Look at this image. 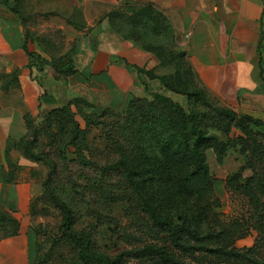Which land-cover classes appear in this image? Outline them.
Instances as JSON below:
<instances>
[{
    "label": "rangeland",
    "instance_id": "1",
    "mask_svg": "<svg viewBox=\"0 0 264 264\" xmlns=\"http://www.w3.org/2000/svg\"><path fill=\"white\" fill-rule=\"evenodd\" d=\"M119 1L120 6L114 9L118 11L114 19L116 29L120 30L123 37L124 35L141 37L140 42L125 39L141 49L142 44L161 45L165 60L169 59L171 53L177 55L183 50L181 36L176 34L174 26L177 20L174 11H171L173 21L170 20L172 31L169 34H154L148 24H130L126 19L127 14L138 11L148 2ZM17 2L21 12L29 16L28 21L36 33L53 35L60 29L62 37L69 45L72 39L82 35L80 32L92 28L83 24L58 27L53 23L52 16L59 14L56 12L62 14L70 12L65 11L72 3L69 0ZM160 12L164 14L163 11ZM71 17L74 21L81 22L82 12L74 11ZM147 52L150 58L141 68L156 74L158 66L151 63V58L156 55ZM169 66L163 71L173 69L175 72V69ZM137 73L139 76H136V82L127 91L111 89L103 82L71 87L69 80H66L60 90L50 95L56 99L57 107L66 106L74 98H83L91 105L87 106L83 102L72 104L69 111L58 117L46 118L48 111L40 119H35L37 127L42 129L36 152L43 158L30 157L20 144L11 147L12 166L5 169V172H8L7 177L15 176V180L25 178L32 181L28 234L33 238L37 264H81L76 258L74 242L65 233L64 223L68 210L75 221L76 234L91 233L98 247L111 256L124 254L123 264H171L163 262L156 254L146 252L145 249L151 245L175 257L179 262L176 264H230L219 251L224 248L246 251L254 246H257L256 257L264 259V243L255 227L256 219L259 218V212H262L263 207L252 203L243 186L246 179L253 174L247 165L251 157V148L238 139L244 136L238 125L234 124L232 130L225 133L211 125V117L208 114L204 121L206 128L218 134L224 142L235 141L228 148L222 163L217 161L212 149L207 151L210 168L208 195L179 194L174 179L170 177L166 180L165 177L158 175L154 181L148 180L153 186L147 188L158 196V209L163 215L170 217L176 225L185 222L197 232L199 238H187L186 242L192 247L189 250H182L173 245L165 232L152 230L140 203L134 200L135 196L131 194L128 183L114 169L119 156L114 138L116 118L109 113L100 118L103 123H98L97 117L107 107L123 110L131 99L136 97L152 99L156 93L170 96L181 104L187 113L198 110L206 112V109L195 103L190 96L193 88L187 85V80L185 84L183 83L185 72L182 71L178 76L175 90L167 89L158 79H150L148 74ZM78 79L87 80L81 76H78ZM255 92L256 104L240 106L235 111L240 116L248 114L264 121V83L263 88ZM75 123L83 133L80 140L72 143L76 134ZM250 128L253 131H263L262 127L252 123ZM50 130L54 132L52 137L48 134ZM50 146L53 147L50 158L60 162L59 170L52 174V162L50 158L45 157ZM60 150L66 151L67 157L75 161L72 163L60 161L58 154ZM128 161L130 167H139L138 162ZM141 176L145 179L150 177L145 173ZM261 200H264V197Z\"/></svg>",
    "mask_w": 264,
    "mask_h": 264
},
{
    "label": "crops",
    "instance_id": "2",
    "mask_svg": "<svg viewBox=\"0 0 264 264\" xmlns=\"http://www.w3.org/2000/svg\"><path fill=\"white\" fill-rule=\"evenodd\" d=\"M62 14L53 15L58 27L86 28L72 39L78 72L57 79L51 65L39 62L29 66L31 58L24 49L30 31L28 49L43 59H50L28 21L0 2V167L6 164L9 139L19 141L26 132L25 113L40 119L57 107L51 94L69 80L70 86L106 83L111 89L127 91L136 82L138 71L150 58L147 51L118 33L108 16L120 6L119 0H69ZM152 2L173 21L177 15L176 34L181 36L183 50L192 65L196 80L221 104L232 109L257 103L256 92L263 88L261 67L264 68V0H144ZM58 8V7H57ZM56 9V8H55ZM63 11V9L61 10ZM81 11V22L71 15ZM179 42V41H178ZM66 46L69 47L67 42ZM151 63L158 66L156 75H169L173 69L161 66L157 56ZM162 70V71H161ZM85 75V76H83ZM81 76L86 81L78 79ZM89 78V80H88ZM154 80V79H152ZM32 181L18 179L7 182L0 170V207L19 219L20 233L0 241V264H32L33 238L28 234Z\"/></svg>",
    "mask_w": 264,
    "mask_h": 264
},
{
    "label": "trees",
    "instance_id": "3",
    "mask_svg": "<svg viewBox=\"0 0 264 264\" xmlns=\"http://www.w3.org/2000/svg\"><path fill=\"white\" fill-rule=\"evenodd\" d=\"M18 0H0L16 13L20 14L23 22L28 17L22 15L18 5ZM118 13L112 10L105 16H108L115 30V15ZM130 24H148L154 34H169L172 26L169 18L157 10L152 2L147 3L136 12L126 15ZM31 36L27 31L25 36L24 49L31 58L29 66L32 67L39 62L41 69L44 65H51L55 70L57 79L67 78L75 75L78 70L75 67L74 55L76 51V41H73L67 48L64 38L58 29L53 35L40 37V42L45 47V52L50 55V59H43L35 55L28 49V39ZM135 42H140L139 35H124ZM142 48L146 51L153 52L159 58L161 66L171 65L175 72L171 75H156L153 71L134 66L138 72L148 74L150 79H158L169 90H175V83L181 72H185L186 83L193 88L190 92L195 103L206 109V112L198 110L187 113L183 106L175 102L170 96L156 93L152 99L136 97L131 99L123 110H117L107 107L97 117L98 123H103L101 117L111 113L115 116V143L118 145L117 157L114 169H116L124 180L128 183L131 194H134L137 202L145 212L151 228L157 232H165L171 242L182 250L191 249V244L187 243V238H199L197 232L185 222L181 225L173 223L170 217L162 214L158 209V196L153 191L148 190L153 186L149 181H154L155 176L165 177L166 180L174 179L175 188L179 194L185 196H207L210 191V168L208 163L207 151L212 149L216 154L217 161L222 163L228 148L234 144V140L224 142L219 135L210 132L204 125L205 116L211 117V125L217 130L229 133L234 124L238 125L244 136L238 139L251 148V157L248 160V167L252 169L253 174L244 182V190L252 203L256 206H262V212H259V218L256 219V229L261 234L264 243V121L260 118L244 114L239 115L232 108L223 105L215 98L205 87L201 86L196 80L191 63L187 58L186 51L182 50L177 55L171 53L169 59L165 60L163 56V47L161 45H145ZM261 78L264 81V68L261 67ZM83 102L87 106L91 104L83 98H74L66 106L55 107L51 109L46 118L60 116L62 113L69 111L72 104ZM27 132L19 141L9 139L6 148V164L1 165L0 170L7 182L14 181L12 176L8 178L5 172L6 168L12 166L10 158L11 147L17 144L22 146L23 151L30 157L36 159L43 158L36 152L42 129L35 124V118L30 113L24 115ZM250 123L257 127H262L263 131H253ZM75 136L73 142L80 140L83 131L75 123ZM49 136H54L50 130ZM53 147L45 157L50 158ZM60 161L74 162V159L67 157L66 151L60 150ZM121 154V155H120ZM136 161L139 167H130L129 161ZM52 162V172L59 170L60 165L57 159L50 158ZM62 169V167H61ZM149 174V179L143 178L142 174ZM140 175V179H139ZM149 180V181H148ZM258 208V207H257ZM73 216L67 211L65 218V233L70 240L74 242L76 248V258L81 264H123L124 254L111 256L103 252L97 244L96 239L91 233L76 234L74 229ZM20 221L13 213L4 208H0V241L18 235L20 233ZM220 238V235H218ZM257 246L251 247L246 251L224 248L219 253L224 260L230 264H264V259L256 257ZM146 252L156 254L166 263L176 264L178 260L169 255L161 248L151 245L145 249ZM218 252V251H217ZM38 259L33 245V261L37 264Z\"/></svg>",
    "mask_w": 264,
    "mask_h": 264
}]
</instances>
